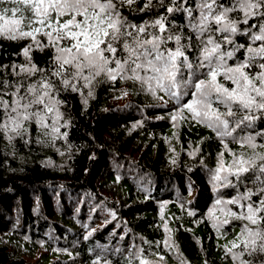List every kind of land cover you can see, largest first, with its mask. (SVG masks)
Returning <instances> with one entry per match:
<instances>
[{
    "label": "snow or ice",
    "instance_id": "obj_1",
    "mask_svg": "<svg viewBox=\"0 0 264 264\" xmlns=\"http://www.w3.org/2000/svg\"><path fill=\"white\" fill-rule=\"evenodd\" d=\"M125 9L149 18L133 23ZM4 42L19 46L12 55L20 59L4 62ZM36 53L50 55L40 61ZM101 75L166 96L175 102L172 121L216 133L232 160L221 152L209 169L218 193L209 216L245 221L239 243L226 248L233 264H264V0H0V139L28 145L33 127L66 138L63 94L87 88L92 96ZM227 188L235 195L225 198ZM164 246L178 249L170 236ZM149 255L130 246L126 264H153ZM91 264L111 262L97 255Z\"/></svg>",
    "mask_w": 264,
    "mask_h": 264
},
{
    "label": "trees",
    "instance_id": "obj_2",
    "mask_svg": "<svg viewBox=\"0 0 264 264\" xmlns=\"http://www.w3.org/2000/svg\"><path fill=\"white\" fill-rule=\"evenodd\" d=\"M124 14L133 23L149 18ZM4 44V62L20 59L12 55L16 43ZM92 92L63 94L66 138L33 127L28 145L0 139V264H91L97 255L126 264L133 245L147 249L153 264H233L226 248L239 243L245 221L219 210L209 216L218 195L209 169L221 152L226 164L232 160L216 133L172 121L175 102L132 80L101 75ZM228 149L254 155L231 142ZM168 236L178 249L164 246Z\"/></svg>",
    "mask_w": 264,
    "mask_h": 264
}]
</instances>
